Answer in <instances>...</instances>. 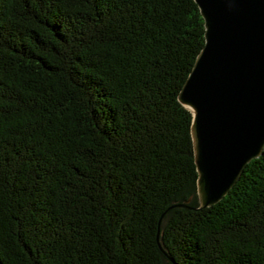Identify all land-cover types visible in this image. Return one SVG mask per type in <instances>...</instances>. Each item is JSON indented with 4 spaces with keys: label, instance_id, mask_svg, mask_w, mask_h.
<instances>
[{
    "label": "trees",
    "instance_id": "1",
    "mask_svg": "<svg viewBox=\"0 0 264 264\" xmlns=\"http://www.w3.org/2000/svg\"><path fill=\"white\" fill-rule=\"evenodd\" d=\"M204 33L195 0H0V264H264V152L197 209Z\"/></svg>",
    "mask_w": 264,
    "mask_h": 264
},
{
    "label": "water",
    "instance_id": "2",
    "mask_svg": "<svg viewBox=\"0 0 264 264\" xmlns=\"http://www.w3.org/2000/svg\"><path fill=\"white\" fill-rule=\"evenodd\" d=\"M195 2L205 44L178 98L193 117L201 210L222 201L264 152V0Z\"/></svg>",
    "mask_w": 264,
    "mask_h": 264
}]
</instances>
